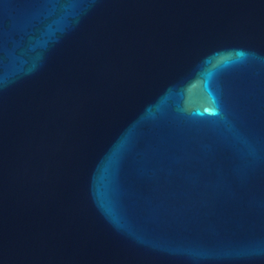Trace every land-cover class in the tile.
I'll return each mask as SVG.
<instances>
[{
  "label": "water",
  "instance_id": "95a60500",
  "mask_svg": "<svg viewBox=\"0 0 264 264\" xmlns=\"http://www.w3.org/2000/svg\"><path fill=\"white\" fill-rule=\"evenodd\" d=\"M0 264H264V0H0Z\"/></svg>",
  "mask_w": 264,
  "mask_h": 264
}]
</instances>
